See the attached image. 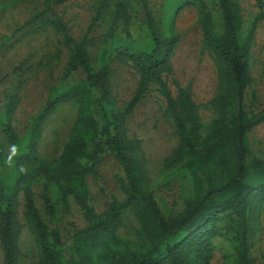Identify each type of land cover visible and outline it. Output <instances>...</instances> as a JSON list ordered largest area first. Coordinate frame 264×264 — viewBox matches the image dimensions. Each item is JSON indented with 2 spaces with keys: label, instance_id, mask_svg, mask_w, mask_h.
Wrapping results in <instances>:
<instances>
[{
  "label": "trees",
  "instance_id": "trees-1",
  "mask_svg": "<svg viewBox=\"0 0 264 264\" xmlns=\"http://www.w3.org/2000/svg\"><path fill=\"white\" fill-rule=\"evenodd\" d=\"M64 1L40 0L42 10L37 18L53 31L68 53L64 75L81 72L84 78L47 99L33 117L27 144L13 157L10 173L0 174V247L4 264H16L14 194L17 190L22 193L24 216L39 252V264L111 262L117 254L118 264H195L192 240L184 237L227 210L237 217L236 264H250L245 211L253 191L260 190V197H264V160L253 154L248 133L264 120V109L256 114L248 112L243 94L252 81L248 71L249 48L254 29L264 18L262 0H256L259 14L247 30L238 0H174L169 6L175 9L181 3H189L195 7L203 41L221 64L222 89L212 105L222 115L205 135L189 90L179 88L173 96L164 79L171 72L170 56L175 41L172 27L170 35L163 37L148 8L142 6L147 41L129 56L139 74L137 90L124 110L114 112L110 110L108 50L100 49L95 66L87 50V38L75 40L56 12V7ZM128 10V0H98L90 30L107 15L108 35L113 36L119 24L128 26ZM215 14L220 19V31L214 27ZM151 84L157 85L173 120L179 139L176 154L185 158L182 168L189 173L191 182V200L181 213L170 218L163 216L141 174L134 157L135 142L122 132L123 120ZM70 99L77 101L78 110L61 153L54 160H41L33 144L37 128L59 104ZM2 130L13 145L22 142L9 125L4 124ZM105 154L111 155L122 170L120 186L124 201H114L97 214L89 204L86 179L98 177L96 165ZM34 174L46 184L41 197L48 218H55L57 206L47 186L54 191L64 212L69 211L72 200L85 217L86 227L74 234L67 263H63L59 233L48 228L34 202L29 182ZM126 213L136 224L133 239L116 234V222ZM215 232L212 229L210 235Z\"/></svg>",
  "mask_w": 264,
  "mask_h": 264
},
{
  "label": "rangeland",
  "instance_id": "rangeland-1",
  "mask_svg": "<svg viewBox=\"0 0 264 264\" xmlns=\"http://www.w3.org/2000/svg\"><path fill=\"white\" fill-rule=\"evenodd\" d=\"M98 0H65L56 12L66 24L75 40L89 41L87 50L94 65L102 47L108 50L110 66V110L121 112L133 99L139 74L129 59L133 52L147 41L145 11L148 8L163 37L175 35L170 56L169 75L164 76L173 96L177 90L188 89L196 105L197 120L202 135L208 133L222 113L213 108V100L222 89L221 64L204 43L198 24L197 11L189 3L169 8L174 0H128L130 21L127 27L119 24L109 36V19L103 17L95 26L90 24L96 14ZM244 29L259 14L256 0H238ZM264 3V0H262ZM174 4V3H173ZM40 0H0V174L10 173L12 159L25 148L32 119L47 99L74 83L81 81V72L64 75L68 58L59 38L43 25L39 18ZM170 19L166 20V16ZM214 27L221 30L219 16L215 14ZM129 35V38L126 37ZM248 71L252 79L243 94L245 109L253 114L264 109V18L256 25L249 48ZM78 104L74 99L59 104L39 124L33 144L37 157L44 161L56 159L75 122ZM4 124L21 139L19 145L10 143L3 130ZM122 132L135 142L134 157L158 208L166 218L181 213L191 200L189 173L182 168L184 157L176 154L179 139L173 120L156 84H151L142 100L123 120ZM250 148L264 160V120L248 133ZM98 177L86 179L89 204L97 214L103 213L114 201L123 203L120 186L122 170L109 154L97 162ZM34 202L42 220L51 231H57L63 243L62 259H70L73 236L86 227L85 217L71 200L68 212L50 188L49 195L57 206L55 218H48L43 209L42 195L46 184L34 174L29 179ZM260 190L248 197L245 211L246 246L250 264H264V197ZM15 196L16 264H39V252L33 233L25 219L23 197ZM237 217L231 210L222 211L209 222L184 237L191 239V255L195 264H236ZM136 224L126 213L116 222V234L133 239ZM215 229V234L210 231ZM118 256L110 261L90 264H118ZM0 264H4L0 247Z\"/></svg>",
  "mask_w": 264,
  "mask_h": 264
}]
</instances>
